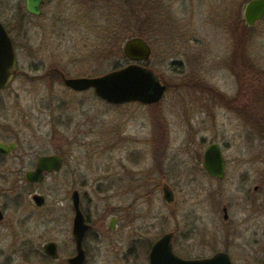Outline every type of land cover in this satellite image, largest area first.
Wrapping results in <instances>:
<instances>
[{
  "label": "rangeland",
  "instance_id": "1",
  "mask_svg": "<svg viewBox=\"0 0 264 264\" xmlns=\"http://www.w3.org/2000/svg\"><path fill=\"white\" fill-rule=\"evenodd\" d=\"M49 1L39 30L36 20L29 19V42L14 34L21 44L15 45L17 74L0 91V125L7 128L0 139L17 140L18 154L30 145L42 154L58 152L63 166L35 188L19 186L15 174L0 175V204L8 206L10 219L0 228V264H40L34 252L48 241L57 242L60 262L74 253L73 189L92 222L86 264H147L150 244L171 231L176 233L173 249L183 258L209 257L222 249L212 241L220 220L212 207L211 180L203 170L198 188L174 186V204L165 207L160 188L131 190L126 184L118 189L117 167L152 169L150 154L161 149L155 140L166 127L169 157L178 161L170 162L169 177L184 175L180 161L188 159L186 152H203L211 141L208 116L195 105L191 87L201 79L205 85L235 90V70L242 61L235 59V68L229 62L235 58L236 39H242V59H248L250 69L264 72V19L250 31L240 26L249 0H114L109 5L110 0H98V6L97 0ZM5 17L0 13L7 22ZM139 28L146 30L144 39L151 47L149 60L141 65L168 85L158 104L112 105L92 90L75 92L64 86L59 72L66 78L96 77L127 66L123 44ZM255 77L263 80L261 73ZM145 147L148 161L136 163L131 155H144ZM151 176L157 178V171ZM149 191L150 198H140ZM32 192L44 197L43 207L32 204ZM137 196L136 244L124 218L116 230L107 224ZM165 208L170 211L166 225L160 218Z\"/></svg>",
  "mask_w": 264,
  "mask_h": 264
},
{
  "label": "flooded vegetation",
  "instance_id": "2",
  "mask_svg": "<svg viewBox=\"0 0 264 264\" xmlns=\"http://www.w3.org/2000/svg\"><path fill=\"white\" fill-rule=\"evenodd\" d=\"M48 1L49 0H42L39 6V14L33 15L26 11L25 0H22V5L20 0H0V13L7 15V17H5V19L7 18V22L0 18V23L11 38L14 51L15 45L18 42V39L14 34L17 36H24L22 37L21 42H29L25 41L28 39L26 37L28 34L26 29L27 26L30 25L29 19L33 18L36 20V23H34L36 26L35 29L39 30L41 26L40 20H42L46 13L45 7L48 6V3L50 2ZM98 5L99 3L97 0V6ZM263 19L264 16L262 20ZM254 26L246 27L253 28ZM21 42L19 41L18 43L21 44ZM242 56L245 55L242 54ZM241 61V69L235 70L237 71V86L234 91L232 89L224 91L214 85H205V82L201 79H196L195 86L191 87L193 89L190 88L193 90L194 103L201 111V115L208 116L211 141L207 146H214V162H216V155L220 157L222 162L221 174H215L213 176L208 175L203 168L204 151L189 150L186 152L188 159L180 161L185 167L184 175L181 173L178 178L170 179L168 174L170 162L178 163V161L171 160L169 157L170 150L168 149L169 145L167 143L168 132L165 127L155 140L156 144L157 142L159 143V146L162 143L161 149L158 151L153 150L150 154L151 161L154 162L152 169L145 167L138 172L130 171L122 165L118 166L117 169L119 171L116 173L117 187L120 189L122 186L129 184L128 189L131 190L137 188H144L146 190L160 188L162 191V199L165 202L164 206L169 207L174 204V186L178 187L181 186V184H184L189 189L198 188V179L203 170L206 176L211 180L213 187L211 192L212 207L216 218L220 220V225L214 228L215 231L213 232L212 241L215 247L221 246L222 249L216 250L213 254H226L231 264H264V72L251 70V65L248 59H244V57ZM130 63L131 62L129 61V64ZM229 67L235 68L234 60L229 62ZM56 72L58 73V71ZM260 73L263 76L262 81L255 77V75ZM59 76L62 79L64 75L59 72ZM160 80L166 86L167 90L168 85L165 84L162 79ZM4 89H1L0 91ZM199 124L200 129L198 130L200 132L204 120ZM0 131H2L0 133V138H2L3 136L1 134H4V132L7 131V128L2 124L0 125ZM0 147H2L0 148V175H17L16 182L19 186L22 185L28 186L29 188H35L41 185L47 176L58 173L63 166V156L58 152L42 154L30 145L28 146L27 151H22L18 154L20 143L17 140L12 139H0ZM143 150L144 155L137 153L131 155V158L135 159L136 163L140 160L142 161V164L148 161L147 158L149 157V153L147 154V152L149 150L147 147ZM129 154L131 153L129 152ZM53 156L61 158V168L59 171H43L40 172L41 176L39 175L37 178L30 179L27 177L28 174H35L38 172V162L41 158ZM145 157L146 160L144 159ZM137 158L139 160H137ZM130 161L135 163L134 160L130 159ZM121 162L120 164H122ZM153 171H157V178L151 176ZM74 192H77L79 211L82 214L84 223L88 227L81 241V248L84 253V260L81 264H86L87 262L85 242L91 232L92 222L90 216L85 213L82 207V199L79 192L76 189H73L70 193L69 200L72 210L70 236L74 245V253L70 254L64 262H60L57 242L48 241L56 245L58 257L52 258L44 253V245L48 243L46 242L40 248L41 251L34 249V253L40 257V264H69L68 260L76 255V244L72 235L73 218L75 214L72 202V194ZM151 193L152 192L149 191L140 198H150ZM35 197L42 198L40 205L36 203V200L34 199ZM30 199L36 208H41L45 204L44 197L36 192H32ZM15 201L17 202V205H19V199L15 198ZM139 203L141 202H139V196H137L130 202L128 208L120 206L119 209H117L118 214L112 216L107 224L109 230H116L117 226L121 224L120 221L124 218L127 224L129 222V227L127 229H131L132 234L130 235L134 238L132 239V242L136 244L138 243L136 242L138 240L137 237L140 234L136 232V229L133 226V220L137 216ZM7 208L8 206L6 204H0V228L9 225L10 219L6 218ZM160 218L164 225L169 222L170 211L168 208H165L163 216ZM127 226L128 225H126V227ZM166 234L172 235L171 248L175 253L173 246L176 233L175 231L166 232L162 236ZM157 240L152 242L148 248L147 264L150 248Z\"/></svg>",
  "mask_w": 264,
  "mask_h": 264
},
{
  "label": "water",
  "instance_id": "3",
  "mask_svg": "<svg viewBox=\"0 0 264 264\" xmlns=\"http://www.w3.org/2000/svg\"><path fill=\"white\" fill-rule=\"evenodd\" d=\"M42 0H25V9L33 15L39 14ZM264 16V0H249L244 5L242 19L246 26L252 27L262 20ZM124 57L131 63L120 69L96 77L66 78L62 77L65 87L75 92L93 90L101 100L110 104H123L138 102L145 105L159 103L166 90V86L152 70L144 67L151 56L149 44L140 36L128 38L122 48ZM17 61L11 38L0 23V90L8 87L16 74ZM2 148V147H0ZM214 146L209 145L203 153V168L208 175H220L222 162L216 155L213 161ZM61 158L57 156L43 157L38 162L37 173L28 174L30 179L37 178L43 171H59ZM36 203L41 204L42 198L35 197ZM74 218L72 235L76 244V255L68 260L69 264H81L84 253L81 248L82 238L87 230L81 212L77 192L72 194ZM171 234L158 239L150 248L148 264H231L227 255L216 253L209 257L184 259L176 255L171 248ZM44 253L57 258L56 245L48 242L44 245Z\"/></svg>",
  "mask_w": 264,
  "mask_h": 264
},
{
  "label": "trees",
  "instance_id": "4",
  "mask_svg": "<svg viewBox=\"0 0 264 264\" xmlns=\"http://www.w3.org/2000/svg\"><path fill=\"white\" fill-rule=\"evenodd\" d=\"M116 1H118V0H116ZM123 1H125V0H122V2H123ZM110 3H111V4H112V3L115 4L114 0L107 1V4H108V5H109ZM239 24H240L241 27H244V28L247 29L248 31L252 30V28H248V27H246V26L244 25L243 19L240 20ZM134 33H136L137 36H140V37H142L143 39H144V37H145V38L147 37V35H146V30H145V29H140V28H139V29H137ZM241 40H242V39H236V41H238L239 43L237 44V47H236L235 52H234L235 58H233V60H234L235 63L237 62L235 59H239V58H240V61L242 60V54H241V49H240V46H241V43H242ZM238 46H239V48H238Z\"/></svg>",
  "mask_w": 264,
  "mask_h": 264
}]
</instances>
